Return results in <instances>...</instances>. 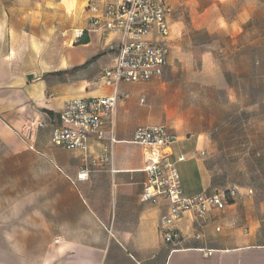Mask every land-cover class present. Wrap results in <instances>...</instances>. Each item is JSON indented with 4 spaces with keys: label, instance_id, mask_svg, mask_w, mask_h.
<instances>
[{
    "label": "crops",
    "instance_id": "obj_1",
    "mask_svg": "<svg viewBox=\"0 0 264 264\" xmlns=\"http://www.w3.org/2000/svg\"><path fill=\"white\" fill-rule=\"evenodd\" d=\"M80 1L84 5L72 15L63 0H0V223L23 217L54 240L33 262L27 253L17 255L0 232V264H264V220L243 196L204 218L186 214L172 242L160 229L170 204L142 201L145 148L133 138L139 126L162 124L160 79L121 84L111 163L101 160L110 135L102 142L93 136L86 153L51 143L67 101L110 92L99 78L114 63L109 46L116 37L98 32L76 42L73 31L85 28L88 17L86 0ZM253 17L254 10H241L232 22L223 20L243 35ZM20 42H40L39 51L28 52ZM182 43L172 42L169 62ZM171 131L177 137L172 158L186 156L178 164L185 195L214 192L207 139L184 122ZM32 151L52 164L49 173L37 168L35 195L32 166L16 167Z\"/></svg>",
    "mask_w": 264,
    "mask_h": 264
},
{
    "label": "rangeland",
    "instance_id": "obj_2",
    "mask_svg": "<svg viewBox=\"0 0 264 264\" xmlns=\"http://www.w3.org/2000/svg\"><path fill=\"white\" fill-rule=\"evenodd\" d=\"M63 1L72 15L84 5ZM169 1V45L183 43L171 55L163 78L156 80L163 89L158 95L162 123L176 130L184 122L187 130L202 134L209 143L206 162L215 188L236 186L264 220V0ZM241 10H254V17L245 34L237 35L223 19L232 22ZM20 43L28 52L39 51L40 42ZM24 165L33 168L32 193L38 194L37 168L49 173L52 164L32 151L30 160H16V167ZM19 218L0 223V232L15 245L17 255L27 253L35 262L54 240L42 237L38 223Z\"/></svg>",
    "mask_w": 264,
    "mask_h": 264
},
{
    "label": "built area",
    "instance_id": "obj_3",
    "mask_svg": "<svg viewBox=\"0 0 264 264\" xmlns=\"http://www.w3.org/2000/svg\"><path fill=\"white\" fill-rule=\"evenodd\" d=\"M85 10L86 27L73 31L76 42L86 34L98 32L116 37L109 46L116 54L114 63L104 69L99 78L110 92L104 96L67 101L59 115L60 123L53 129L51 143L55 147L86 153L93 136L102 142L110 135V146L101 160L111 163L112 145L116 142L115 113L121 99L119 88L123 83H148L163 78L169 66L173 6L169 0H86ZM141 102L144 103V99ZM176 140L166 123L139 126L133 138V143L145 148L146 181L142 201L153 205L163 201L170 204L169 212L160 222L163 238L169 242L180 238L175 225L186 214L204 218L212 211L225 210L242 198L236 186L186 196L178 167L186 161V156L172 158ZM85 177L79 175V179Z\"/></svg>",
    "mask_w": 264,
    "mask_h": 264
},
{
    "label": "trees",
    "instance_id": "obj_4",
    "mask_svg": "<svg viewBox=\"0 0 264 264\" xmlns=\"http://www.w3.org/2000/svg\"><path fill=\"white\" fill-rule=\"evenodd\" d=\"M86 65H87V64H86ZM86 65H85V66H86ZM85 66H84V67H85Z\"/></svg>",
    "mask_w": 264,
    "mask_h": 264
}]
</instances>
